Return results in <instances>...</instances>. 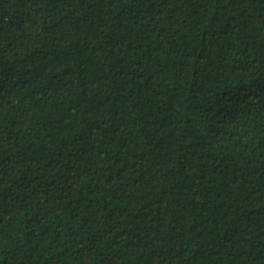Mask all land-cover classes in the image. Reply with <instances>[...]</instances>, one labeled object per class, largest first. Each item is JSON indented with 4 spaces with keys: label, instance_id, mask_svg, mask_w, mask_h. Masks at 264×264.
Wrapping results in <instances>:
<instances>
[{
    "label": "trees",
    "instance_id": "trees-1",
    "mask_svg": "<svg viewBox=\"0 0 264 264\" xmlns=\"http://www.w3.org/2000/svg\"><path fill=\"white\" fill-rule=\"evenodd\" d=\"M0 68V264H264V0H0Z\"/></svg>",
    "mask_w": 264,
    "mask_h": 264
},
{
    "label": "snow or ice",
    "instance_id": "snow-or-ice-1",
    "mask_svg": "<svg viewBox=\"0 0 264 264\" xmlns=\"http://www.w3.org/2000/svg\"><path fill=\"white\" fill-rule=\"evenodd\" d=\"M2 71H3V69L0 68V72H2ZM261 94L264 95V87L261 88ZM247 114H248V113H246V115H247ZM257 118L260 120V122H261L262 124H264V109L258 111V112L256 113V116L252 117L253 120H255V119H257ZM262 131H264V129H262Z\"/></svg>",
    "mask_w": 264,
    "mask_h": 264
}]
</instances>
